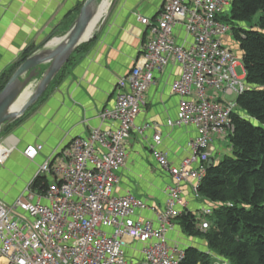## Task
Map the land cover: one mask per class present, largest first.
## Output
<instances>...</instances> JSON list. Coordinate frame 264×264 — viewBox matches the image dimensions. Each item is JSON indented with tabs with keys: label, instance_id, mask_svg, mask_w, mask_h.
<instances>
[{
	"label": "built area",
	"instance_id": "2783aa9c",
	"mask_svg": "<svg viewBox=\"0 0 264 264\" xmlns=\"http://www.w3.org/2000/svg\"><path fill=\"white\" fill-rule=\"evenodd\" d=\"M233 0H165L155 21L140 17L147 28L143 63L121 79L115 104L100 116L115 129H95L78 137L41 164L24 194L12 204L0 200V264H180L184 250L171 244L169 233L185 212L195 216L201 231L210 228L212 208L190 211L184 187L194 197L212 157L216 139L233 132V106L222 95L241 94L248 87L235 72L241 61L226 44L232 27L224 19ZM184 30L191 42L180 43ZM171 63L181 69L172 90L180 98L179 117L169 127H191L188 155L173 165L156 132L150 151L157 165L171 177L164 206L149 205L134 194L117 195L118 172L128 158L133 132L141 136L150 125L137 126L146 92L156 73ZM43 145H30L24 156L35 161ZM6 154L0 148V163ZM48 178L46 189L35 187ZM149 213L151 218L145 217Z\"/></svg>",
	"mask_w": 264,
	"mask_h": 264
},
{
	"label": "crops",
	"instance_id": "0c3cea01",
	"mask_svg": "<svg viewBox=\"0 0 264 264\" xmlns=\"http://www.w3.org/2000/svg\"><path fill=\"white\" fill-rule=\"evenodd\" d=\"M86 1L0 0V78L20 62L25 53L30 50L34 53L49 39L67 33ZM164 2L117 0L94 28V37L77 49L71 63L43 99L22 120L0 131V148L7 156L5 162L0 163L1 201L8 205L14 203L24 194L41 164L66 148L73 139L87 137L95 129L116 128V123L103 121L100 115L114 107L118 82L143 63L147 28L139 18L155 21ZM176 36L180 43L192 40L182 29ZM226 44L233 46L229 37ZM180 74V67L171 63L162 73H156L155 84L146 92L136 125L148 124L150 128L141 136L133 132L127 143V163L117 174V195L131 193L149 205L164 206L166 187L172 180L151 155L153 137L156 132L161 134V150L177 165L188 155V142L195 136L191 127L168 126V121L179 117L180 98L173 93L172 85ZM225 141L216 139L212 145L214 164L222 160L220 145ZM30 145H43L35 161L24 156ZM183 197L190 211L212 208L203 197H194L191 184L184 187ZM143 215L151 218L147 212ZM168 237L171 244L182 249L195 247L208 252L206 243L186 236L177 221Z\"/></svg>",
	"mask_w": 264,
	"mask_h": 264
},
{
	"label": "trees",
	"instance_id": "16d2710c",
	"mask_svg": "<svg viewBox=\"0 0 264 264\" xmlns=\"http://www.w3.org/2000/svg\"><path fill=\"white\" fill-rule=\"evenodd\" d=\"M224 21L232 27L248 88L236 100L242 113L232 114L228 140L234 156L207 167L199 188L213 208L210 228L201 231L190 212L176 220L186 236L204 241L208 252L188 247L180 264H264V0H233ZM31 54L1 76L0 93ZM48 183L41 177L35 187L46 189Z\"/></svg>",
	"mask_w": 264,
	"mask_h": 264
},
{
	"label": "water",
	"instance_id": "95a60500",
	"mask_svg": "<svg viewBox=\"0 0 264 264\" xmlns=\"http://www.w3.org/2000/svg\"><path fill=\"white\" fill-rule=\"evenodd\" d=\"M101 1L87 0L67 33L62 37L49 39L21 62L0 93V131L22 120L27 112L47 94L77 49L94 37L88 35V30L97 16ZM116 1H111L109 9ZM35 80L38 81V85L31 96L19 109H15L14 106L19 98ZM213 164V160L210 159L208 167Z\"/></svg>",
	"mask_w": 264,
	"mask_h": 264
},
{
	"label": "rangeland",
	"instance_id": "374dc122",
	"mask_svg": "<svg viewBox=\"0 0 264 264\" xmlns=\"http://www.w3.org/2000/svg\"><path fill=\"white\" fill-rule=\"evenodd\" d=\"M111 1H112V0H108V3L110 4ZM229 14H230V10L227 11L226 15H229ZM259 17H260V14L257 15V16H255V17L253 18L252 22H251V25H255V24L257 23ZM100 24H101V23H100ZM99 26H100V25H99ZM244 27H245V26H244ZM94 32H95V29H94V31H92V33L94 34ZM229 38L231 39V44H230V45H231V46L233 45L231 48L234 50L235 54L237 55V57H238L239 60H240V57L238 56L239 51H238V49H237V44H236V42H235V40H234V37H233V34H232V33L230 34ZM238 64H239V65H238V66L236 67V69H235L236 75H237L238 78H244L245 73H244V68H243L242 62L239 61ZM37 82H38L37 80H35V81L33 82V83H34V84H32L33 87H35V86L37 85ZM237 97H238V94H236V93H234V94H232V95H222L223 101H224L226 104H228V105H230V106H233L234 109H235L236 111L242 113V112L239 110V108L237 107V105H236ZM220 155H221V156L219 157L220 159H223L224 157H233V156H234V155H233V152H232V150H231L230 142H229L228 139H226V141L223 142V143L220 145ZM206 201H207V200H206ZM198 244H199V242H198ZM199 245H200V244H199ZM205 249H206V247H205ZM183 250H185V249H183ZM202 251H203V250H202ZM204 252H206V251H204ZM215 259H216V258H215Z\"/></svg>",
	"mask_w": 264,
	"mask_h": 264
},
{
	"label": "bare ground",
	"instance_id": "6f19581e",
	"mask_svg": "<svg viewBox=\"0 0 264 264\" xmlns=\"http://www.w3.org/2000/svg\"><path fill=\"white\" fill-rule=\"evenodd\" d=\"M110 4L108 3V0H102L100 2V6H99V10L97 12V16L93 20V22L91 23V25L89 27V30H88V35L89 36H92L93 35L92 31L96 27V25L99 23V21L101 20V18L103 17V15L106 14V13H108ZM36 86L33 87V85H31V86H29V88H27V90L23 93V95L19 98V100L15 104V106H14L15 109H19L27 101V99L31 96V94L34 91V89L36 88Z\"/></svg>",
	"mask_w": 264,
	"mask_h": 264
}]
</instances>
